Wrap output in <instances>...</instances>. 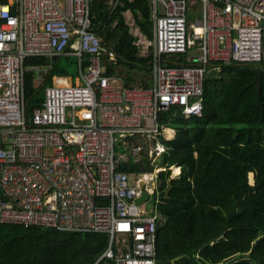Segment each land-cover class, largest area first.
<instances>
[{"label":"built area","instance_id":"obj_1","mask_svg":"<svg viewBox=\"0 0 264 264\" xmlns=\"http://www.w3.org/2000/svg\"><path fill=\"white\" fill-rule=\"evenodd\" d=\"M119 3L108 1L111 10ZM150 10L151 44L125 16L134 45L151 52L152 84L125 87L105 75L114 53L91 29L89 0H0V225L102 234L107 246L93 264H156L160 138L174 136L159 114L177 105L200 117L215 63H264V0H150ZM70 56L74 81L52 78L28 112L25 73L35 88L52 67L25 60ZM142 154L159 167L153 182V171L121 170ZM179 173L172 167L170 178ZM143 190L148 199L136 204Z\"/></svg>","mask_w":264,"mask_h":264},{"label":"trees","instance_id":"obj_2","mask_svg":"<svg viewBox=\"0 0 264 264\" xmlns=\"http://www.w3.org/2000/svg\"><path fill=\"white\" fill-rule=\"evenodd\" d=\"M149 1L120 0L111 11L108 0H89L91 29L114 53V60L104 58L105 75L120 77L125 87L151 86L150 58L138 55L123 16L129 11L140 33L152 40ZM57 60H25V67L52 65L46 82L35 88L33 73H25L28 112L40 107L41 92L54 76L68 77ZM214 67L219 71L203 83L200 117L185 118L177 105L159 114V125L173 129L174 136L160 138L166 170L157 175L156 211L164 220L156 226V264L179 256L173 264H264V63ZM255 68L261 70L260 105L251 85ZM145 156L122 163L121 170L152 173ZM172 167L180 173L171 179ZM106 246L102 234L0 225V264H93Z\"/></svg>","mask_w":264,"mask_h":264},{"label":"rangeland","instance_id":"obj_3","mask_svg":"<svg viewBox=\"0 0 264 264\" xmlns=\"http://www.w3.org/2000/svg\"><path fill=\"white\" fill-rule=\"evenodd\" d=\"M125 14H127V13H125ZM130 14V13H129ZM130 18L133 20V18H132V15L130 14ZM124 19H125V22H126V24L128 25V27H129V29H130V26H129V24H131V23H129V22H127V20H126V17H124ZM137 39H139V37L137 38L136 37V39H135V41H137ZM140 40V39H139ZM138 40V41H139ZM146 42L147 43H149L150 42V44H151V41H149V40H147L146 39ZM141 46L143 47V46H147V44H141ZM149 47H150V45H148ZM138 48H139V44H138ZM146 50V49H145ZM148 50L145 52V56L146 55H148ZM141 54V53H140ZM143 55V54H142ZM56 65L59 67V68H61V69H63L66 73H67V75H68V77L70 78V77H75V76H77V73H78V59L76 58V57H73V56H70V57H62V58H60V59H58L57 60V63H56ZM141 78H144L142 75H139L138 76V79H141ZM41 94L43 95V92H41ZM143 141H139V143H142ZM161 159H159L158 161H157V164L158 165H162V166H164L163 165V163L161 164ZM155 167L156 166H153V173L151 174V178H152V182L154 181V179H155V176H156V173L155 172H157V169L159 168H156L155 169ZM250 180H249V183L251 184V182H252V179H253V177L252 176H250V178H249ZM156 181V180H155ZM159 198V196H157V199ZM153 204V202H151V199L146 203V205L147 206H151ZM159 222H160V224L163 222V218L161 217V216H159Z\"/></svg>","mask_w":264,"mask_h":264},{"label":"water","instance_id":"obj_4","mask_svg":"<svg viewBox=\"0 0 264 264\" xmlns=\"http://www.w3.org/2000/svg\"><path fill=\"white\" fill-rule=\"evenodd\" d=\"M253 74H254V80L252 81L251 85L256 87V94H257V104L260 105V89H261V70L259 68H255L253 70ZM143 187V185H142ZM171 189V186H169V188L167 190H165L164 195H165V199L168 198V193ZM148 199V194L145 190H143L140 198H138L136 200V204H142L144 201H146ZM183 256H179V257H175L174 259H172L170 262L171 264H173L175 261L179 260L180 258H182Z\"/></svg>","mask_w":264,"mask_h":264},{"label":"crops","instance_id":"obj_5","mask_svg":"<svg viewBox=\"0 0 264 264\" xmlns=\"http://www.w3.org/2000/svg\"><path fill=\"white\" fill-rule=\"evenodd\" d=\"M109 1V0H108ZM150 2V1H149ZM108 3V2H107ZM110 7V6H109ZM110 10H111V8H110ZM112 11V10H111ZM125 13H127V14H125ZM130 12L129 11H126V12H124L123 14V16L124 17H126L125 15H127V16H130V14H129ZM132 15V14H131ZM132 18H133V16H132ZM134 20V19H133ZM151 20H152V17H151ZM135 22V21H134ZM126 23V22H125ZM127 25V24H126ZM128 26V25H127ZM130 32V31H129ZM131 34V33H130ZM132 35V34H131ZM147 39V38H146ZM148 40V39H147ZM149 41H151V40H149ZM135 42V41H134ZM134 44V43H133ZM137 49H138V55L140 56V57H143V58H150V60H151V52H149L148 53V55H146L145 56V51H144V53H143V51H141V50H139V48L137 47ZM141 53V54H140ZM143 54V55H142ZM107 60H109V59H107ZM110 61V60H109ZM103 62H104V59H103V61H102V64H103ZM50 65H51V63H50ZM104 66V65H103ZM51 67H52V65H51ZM149 69H150V74L148 75V77L150 78V80H151V84H152V72H151V66L149 67ZM215 73H217L216 71H215ZM115 76V75H114ZM54 77H56V76H54ZM53 77V78H54ZM76 77V76H75ZM75 77H74V79H75ZM116 77H118V76H116ZM66 78H68L69 79V81H71L70 80V78L69 77H66ZM120 80H121V78L120 77H118ZM72 82V81H71ZM138 86H140V85H138ZM142 87V86H141Z\"/></svg>","mask_w":264,"mask_h":264}]
</instances>
